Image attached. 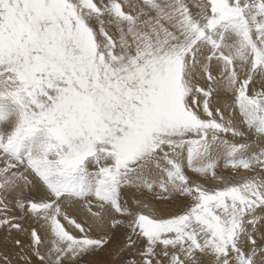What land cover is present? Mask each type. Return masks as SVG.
Returning a JSON list of instances; mask_svg holds the SVG:
<instances>
[{"label":"snow or ice","instance_id":"6c2138e0","mask_svg":"<svg viewBox=\"0 0 264 264\" xmlns=\"http://www.w3.org/2000/svg\"><path fill=\"white\" fill-rule=\"evenodd\" d=\"M0 264H264V0H0Z\"/></svg>","mask_w":264,"mask_h":264}]
</instances>
